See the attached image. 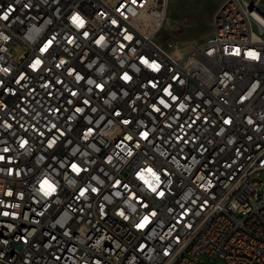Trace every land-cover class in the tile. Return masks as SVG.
<instances>
[{
    "label": "built area",
    "instance_id": "2783aa9c",
    "mask_svg": "<svg viewBox=\"0 0 264 264\" xmlns=\"http://www.w3.org/2000/svg\"><path fill=\"white\" fill-rule=\"evenodd\" d=\"M166 13L0 0V264H264L263 25L223 0L176 56ZM220 15L242 20L232 42Z\"/></svg>",
    "mask_w": 264,
    "mask_h": 264
},
{
    "label": "rangeland",
    "instance_id": "374dc122",
    "mask_svg": "<svg viewBox=\"0 0 264 264\" xmlns=\"http://www.w3.org/2000/svg\"><path fill=\"white\" fill-rule=\"evenodd\" d=\"M257 3L264 13V0H249ZM164 0H156L161 8ZM223 0H167L166 20L160 29L158 42L171 54L185 55L192 48L201 44L212 33V20L215 11ZM256 180L264 182V171ZM264 195V185L262 187ZM208 264L210 259L202 256ZM213 264H224L217 259Z\"/></svg>",
    "mask_w": 264,
    "mask_h": 264
},
{
    "label": "bare ground",
    "instance_id": "6f19581e",
    "mask_svg": "<svg viewBox=\"0 0 264 264\" xmlns=\"http://www.w3.org/2000/svg\"><path fill=\"white\" fill-rule=\"evenodd\" d=\"M247 3L252 4V11H257V13H253L251 15V24L253 30L264 29V13L257 6V3H253L249 0H245ZM259 9L262 12H259ZM236 27H242V20H232L231 15H220L219 17V29L224 30L223 34H217V42H232V32L236 30ZM211 53L210 45H201L198 48L199 56H209ZM238 54H246V44H239L237 46ZM1 227H9V219L1 220ZM3 237L11 238V230L3 229ZM118 258V250L117 248L104 247L99 249V259L102 262H111V259Z\"/></svg>",
    "mask_w": 264,
    "mask_h": 264
},
{
    "label": "snow or ice",
    "instance_id": "6c2138e0",
    "mask_svg": "<svg viewBox=\"0 0 264 264\" xmlns=\"http://www.w3.org/2000/svg\"><path fill=\"white\" fill-rule=\"evenodd\" d=\"M75 19H77V20H78L79 18L77 17V18H75ZM81 23H82V22H81ZM152 67H156V66H155V65H152Z\"/></svg>",
    "mask_w": 264,
    "mask_h": 264
}]
</instances>
